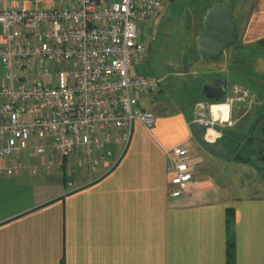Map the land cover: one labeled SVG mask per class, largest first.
I'll return each instance as SVG.
<instances>
[{"label":"crops","instance_id":"obj_1","mask_svg":"<svg viewBox=\"0 0 264 264\" xmlns=\"http://www.w3.org/2000/svg\"><path fill=\"white\" fill-rule=\"evenodd\" d=\"M72 2L0 0V11L63 9ZM241 4L242 43L256 51L250 59L240 54V63L228 64V76L235 72L246 88L264 91V0H249L247 9ZM145 22L150 23H138L139 36ZM21 31L24 38L31 34ZM9 84L0 65V86ZM154 98L138 100L154 113V125L147 130L136 123L126 151L107 172L105 166L97 172L78 169L74 154L49 171L25 169L0 177V264H228L230 241L233 264H264V193L242 196L221 178L197 171L199 164L216 169L221 162L207 160L204 145L195 146L202 155L190 156L194 108L186 117V108L167 109ZM181 142L193 181L180 197L171 198L166 151ZM113 151L110 161L119 147Z\"/></svg>","mask_w":264,"mask_h":264},{"label":"built area","instance_id":"obj_2","mask_svg":"<svg viewBox=\"0 0 264 264\" xmlns=\"http://www.w3.org/2000/svg\"><path fill=\"white\" fill-rule=\"evenodd\" d=\"M161 9V0H73L63 9L0 11V65L10 81L0 86V177L49 171L74 154L78 169L105 166L107 172L126 151L136 123L152 128L155 115L138 100L158 92L160 79L131 75L130 68L149 49L138 23L153 22ZM22 28L31 32L28 38ZM63 64L70 70L53 74L48 67ZM49 75L55 82L43 83ZM193 123L213 129L204 120ZM113 147L119 153L110 161ZM166 153L167 195L177 198L192 183L193 168L184 142Z\"/></svg>","mask_w":264,"mask_h":264},{"label":"rangeland","instance_id":"obj_3","mask_svg":"<svg viewBox=\"0 0 264 264\" xmlns=\"http://www.w3.org/2000/svg\"><path fill=\"white\" fill-rule=\"evenodd\" d=\"M219 1L221 0H162V11L159 17L153 22H145L140 29L139 37L148 42V52L144 58L135 62L130 68V74L140 75L145 73L144 75L148 74L160 79L159 87L161 93L153 94L155 97L153 102H160L167 109L180 110L186 108L184 110L186 117L190 116L189 114L194 108V119L211 123L212 130L216 131V136L218 135L217 129L226 123L212 119L209 109L215 103L205 102L202 95V86L214 76L208 72L209 70H220L223 72L228 77L231 85H228L229 93L227 98L218 104L226 103L230 110L232 107L233 110L237 111L239 108L252 105L253 101L256 100L253 99L252 94L247 93L243 80L238 79V77L230 78L228 76L229 65L240 63L239 51L247 59H250L255 53L251 47L242 43L241 36L245 19L241 18L239 3H242L241 5L247 9L249 0H228L233 4L234 9L237 6L235 12V23L239 33L237 43L228 49L217 63L203 61L198 56L196 37L202 31V16L207 6ZM233 54L234 56L232 57ZM48 67L53 74L70 70L68 65L61 67L48 65ZM41 81L45 84L53 83L55 82V76L54 78L51 75L43 76ZM237 98H240V100H237ZM147 103L148 101L142 102V104ZM168 111L166 110V112ZM194 125L195 123L192 124L194 144L190 143L188 148L191 157H199L202 152L198 151L195 146L197 144L203 148V145L196 139ZM206 128L211 129V126H206ZM204 150V153L208 156L207 160H219L211 151L206 148ZM219 161L221 165L216 167L219 170L199 164L197 171L203 170V172L209 173L212 177L221 178L231 187L232 191H236L242 196L249 194L261 196L264 193V186L259 180L245 173L239 174V172L233 170L221 160Z\"/></svg>","mask_w":264,"mask_h":264},{"label":"flooded vegetation","instance_id":"obj_4","mask_svg":"<svg viewBox=\"0 0 264 264\" xmlns=\"http://www.w3.org/2000/svg\"><path fill=\"white\" fill-rule=\"evenodd\" d=\"M226 51L224 54H226ZM240 54L241 51H239ZM236 55L235 57H237ZM219 60L215 61V63ZM208 72L214 76L206 84H212L214 80L219 78L227 81L225 95L219 101L204 98L207 103L218 104L225 100L229 93L228 85L230 84L228 77L220 70H209ZM231 74L230 78L239 76L235 72ZM231 92L233 91L231 90ZM247 93L252 94L253 99L258 102L254 100L252 105L239 108L237 111L231 107L229 119L224 122L226 124L217 129L218 136L213 142L216 145H221L224 152L220 151L222 156L213 154L233 170L239 172V174L251 175L264 185V97H262V95L264 96V91L256 87H253V89L248 87ZM247 93L246 95H248ZM237 100H240V98H237ZM236 113L237 115H235ZM204 128L206 129V127Z\"/></svg>","mask_w":264,"mask_h":264},{"label":"water","instance_id":"obj_5","mask_svg":"<svg viewBox=\"0 0 264 264\" xmlns=\"http://www.w3.org/2000/svg\"><path fill=\"white\" fill-rule=\"evenodd\" d=\"M202 31L196 37L197 53L201 60L213 62L219 60L226 50L233 47L239 37L234 19V6L228 0H221L208 7L201 20ZM226 79L219 78L212 84L202 86V94L207 100L219 101L226 92ZM196 139L216 156H222L221 145L209 142L205 138L206 129L194 125Z\"/></svg>","mask_w":264,"mask_h":264},{"label":"bare ground","instance_id":"obj_6","mask_svg":"<svg viewBox=\"0 0 264 264\" xmlns=\"http://www.w3.org/2000/svg\"><path fill=\"white\" fill-rule=\"evenodd\" d=\"M229 112H230V108L226 103L211 105L209 109V114L212 117V119L220 120L221 122H225L228 119ZM215 136H216V132H214L212 129H208L206 131L205 138L207 141L209 142L213 141Z\"/></svg>","mask_w":264,"mask_h":264},{"label":"trees","instance_id":"obj_7","mask_svg":"<svg viewBox=\"0 0 264 264\" xmlns=\"http://www.w3.org/2000/svg\"><path fill=\"white\" fill-rule=\"evenodd\" d=\"M212 5H213V4L207 6L206 9H207L208 7H210V6H212ZM211 103H212V102H211ZM192 127H193V126H192ZM209 151H210V150H209ZM232 219H233V215L231 214V212H230V213L228 212V215H227V221H228V224L231 223ZM227 256H228V261H227V263H228V264H233V258H234V246H233V242H232V241H230V242L228 243V252H227Z\"/></svg>","mask_w":264,"mask_h":264}]
</instances>
